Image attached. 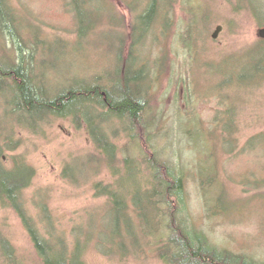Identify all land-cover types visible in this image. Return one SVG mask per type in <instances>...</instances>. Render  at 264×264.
<instances>
[{
	"label": "trees",
	"instance_id": "1",
	"mask_svg": "<svg viewBox=\"0 0 264 264\" xmlns=\"http://www.w3.org/2000/svg\"><path fill=\"white\" fill-rule=\"evenodd\" d=\"M97 1L71 0L79 29V38L73 42L56 40L44 28L29 25L12 0H0V38H11L19 56L14 62L8 53L0 54V200L23 220L39 255L37 264H87L89 251L95 247L107 257L121 256L126 261L260 264L248 256L221 251L207 233L192 226L186 214L189 178L158 149L159 138L169 134V129L163 128L167 118L163 112L158 116L154 97L162 81L175 75V52L173 46L166 45L155 59V69L145 58L148 42L144 40L151 28L162 22L166 44L171 42L174 21L170 11L180 0H151L150 9L133 12L136 20L131 40L123 39L116 70L93 72L95 68L89 67L80 76L58 78L62 70L72 71L80 55L94 47L93 41L102 35L106 18L102 19ZM183 1L193 17L186 43L197 58L200 51L196 44L206 36L208 17H202L204 9L194 0ZM140 22L145 23L146 31ZM23 29L32 30L29 36L34 45L29 50ZM143 32L146 34L140 37ZM224 68L217 69L218 73L234 80ZM57 120L85 127L98 150L95 159L70 165L65 179L82 186L81 173L89 169L100 175L108 168L116 180L95 181L96 198L106 199V204L89 213L86 223H77L68 231L59 224L49 197L43 196L37 203V215L29 209L27 192L38 176L36 168L18 161L11 169L5 163V149L8 142H16V128L40 135ZM16 143L11 150L21 148V142ZM203 182L205 188L214 183ZM226 200L223 197L214 208L224 211ZM0 264H29L1 226Z\"/></svg>",
	"mask_w": 264,
	"mask_h": 264
},
{
	"label": "rangeland",
	"instance_id": "2",
	"mask_svg": "<svg viewBox=\"0 0 264 264\" xmlns=\"http://www.w3.org/2000/svg\"><path fill=\"white\" fill-rule=\"evenodd\" d=\"M182 1L170 11L174 21L171 42L166 44L162 22L156 23L144 40L148 42L145 58L155 69V59L160 58L166 45L174 47L175 52V75L162 81L154 97L158 116L163 112L167 118L163 128L170 134L159 138L158 149L189 178L186 214L192 226L207 233L221 251L264 264V44L260 37L264 0H194L204 9L202 17H208L206 36L196 44L200 51L197 58L187 47L193 17ZM12 2L23 21L44 28L52 38L73 42L79 38L78 17L71 0ZM97 4L101 5L102 19L106 18L102 35L93 41L94 47L80 55L72 71L62 70L58 78L80 76L89 67L95 68L93 72L116 70L123 39L131 40L136 20L133 12L148 10L152 5L151 0H99ZM139 24L147 30L145 23ZM220 27L224 31L215 40ZM23 32L29 50L34 45L29 36L32 30ZM4 53L18 62L11 38H0V54ZM221 66L234 80L218 73ZM16 129V142H21V148L13 151L17 143L8 142L5 163L14 169L18 161L26 162L38 171L27 192L28 207L34 215L38 214L37 203L43 196L49 197L59 224L68 231L77 223H86L89 213L103 209L107 200L97 199L94 187L95 181H116L108 168L100 175L89 169L81 173L82 186L65 179L66 170L75 161L87 163L98 155L85 127L79 128L71 120H57L40 135ZM123 146H127L126 141ZM204 179L214 181L213 185L205 188ZM223 197L227 198L222 205L224 211L214 208ZM0 226L29 264L39 262L23 220L1 200ZM87 264L164 263L107 257L95 247L89 251Z\"/></svg>",
	"mask_w": 264,
	"mask_h": 264
},
{
	"label": "water",
	"instance_id": "3",
	"mask_svg": "<svg viewBox=\"0 0 264 264\" xmlns=\"http://www.w3.org/2000/svg\"><path fill=\"white\" fill-rule=\"evenodd\" d=\"M223 31H224V27H220L218 32L214 36L215 40H219ZM260 37L264 41V28L260 31Z\"/></svg>",
	"mask_w": 264,
	"mask_h": 264
}]
</instances>
